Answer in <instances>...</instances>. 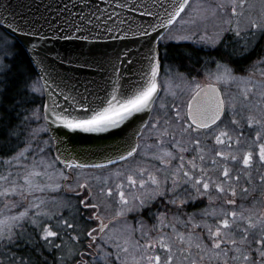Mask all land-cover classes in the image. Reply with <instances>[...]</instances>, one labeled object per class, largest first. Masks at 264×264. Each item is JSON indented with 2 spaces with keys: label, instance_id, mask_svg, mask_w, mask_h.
Wrapping results in <instances>:
<instances>
[{
  "label": "snow or ice",
  "instance_id": "1",
  "mask_svg": "<svg viewBox=\"0 0 264 264\" xmlns=\"http://www.w3.org/2000/svg\"><path fill=\"white\" fill-rule=\"evenodd\" d=\"M84 7L59 23L0 13V30L21 34L0 43V264H264V0L259 14L249 0L194 9L191 0H88ZM124 9L160 22L137 24ZM187 9L193 24L219 21L211 36L196 40L215 48L219 59L193 68L203 81L177 74L178 91L167 71L161 75L157 48L149 46L137 61L128 51L123 59L90 53L92 62L82 63H107L116 79L100 105H86L87 96L66 95V78L53 75L67 56L21 43L24 35L46 40L45 27L66 41L73 33L88 41L161 28L170 30L161 40H189L171 32ZM125 65L137 77L126 89ZM57 93L84 114L70 111ZM137 114H150L138 137L114 154L102 152L103 162L60 147L71 134L105 133ZM130 213L135 224L127 222Z\"/></svg>",
  "mask_w": 264,
  "mask_h": 264
},
{
  "label": "water",
  "instance_id": "2",
  "mask_svg": "<svg viewBox=\"0 0 264 264\" xmlns=\"http://www.w3.org/2000/svg\"><path fill=\"white\" fill-rule=\"evenodd\" d=\"M151 3L152 0H147ZM161 2L167 5L168 0H161ZM77 3V0H0V13L8 15L11 13L19 18L24 16L29 19L39 20L41 18H47L56 23H59L65 17L72 19V17L81 11L87 12L88 9L84 7L88 3V0H81V3L77 7H73ZM108 3H112V0H108ZM67 4L68 9L65 10L63 5ZM101 7H107L106 4H101ZM6 7V10H5ZM158 8V5H157ZM157 8L151 9L153 12L157 11ZM117 11H121L117 9ZM71 13V15H70ZM122 15L126 16L129 20H135L137 24H147L151 22L159 23L158 16H145L141 14V10L135 12H129L124 9ZM164 12L162 9L159 10V16H163ZM103 31L102 29L100 30ZM169 29L161 28L159 32H150L148 36L133 35L131 32L123 39H109L105 36L103 39L89 38L88 41L83 39H75L79 33H73L72 40L58 39L57 35H53L50 28L45 27L43 33H47V39L44 41L40 40L39 36L24 35L21 39V43L25 41H31V43L40 45L43 49L49 51L50 55L54 56L56 53H60L61 56H67L68 59L64 60L63 63L56 64L55 68L52 69L53 75L56 73L60 74V77L66 78L67 86L62 85L64 93L67 95H75L77 99H80L78 93H83L88 97V100L83 101L86 105L90 100L93 106L101 104V101L111 92V84L116 79L112 76L111 66L107 63L103 67L99 65H93L91 67L84 65L82 62L85 59L91 63L90 53L97 55L102 53H108L115 59V53H121V59H123L122 53L128 51L131 54V59L137 61L142 58L144 54L148 52L149 46L157 48L160 51L161 36H165ZM86 34V33H84ZM124 36V33H117ZM17 33L16 36H10L13 39L20 36ZM31 46L29 45V48ZM85 54V55H81ZM71 61V63L69 62ZM126 65L121 67L123 72V78L120 80L122 88H128L130 82L137 79L133 73L126 71ZM140 67L139 64L136 65ZM88 86V90L85 91L83 85ZM57 98L60 102L70 111H75L77 114L83 115V111L79 109L72 100L65 101L62 97ZM150 114H137L130 121L126 122L118 129H111L105 133H83L71 134L72 140L67 142L66 145L60 147H67L69 152H88L89 156L86 157L90 161L103 162L102 152H108L114 154L117 148H123L125 145L133 142L134 138L138 137L139 133L137 129L141 128L142 123L149 121ZM143 117V120H141ZM67 131V130H65ZM56 135V133H52ZM63 140L68 141V137H62ZM56 142L54 141V144ZM95 153V155H92Z\"/></svg>",
  "mask_w": 264,
  "mask_h": 264
},
{
  "label": "rangeland",
  "instance_id": "3",
  "mask_svg": "<svg viewBox=\"0 0 264 264\" xmlns=\"http://www.w3.org/2000/svg\"><path fill=\"white\" fill-rule=\"evenodd\" d=\"M215 0H191V5L192 8H197L200 5H203L204 7H207L209 4L214 3ZM250 3L255 4V8L253 10L254 14H259L260 11V0H249ZM186 12L188 13L187 15L182 14V16L184 17L183 21L179 22L177 25L173 26L171 29L172 34H180L183 33L185 35H190L193 38L189 39V40H169L167 38L161 40L162 43H164L165 45H169L171 43H176V44H182V43H191V44H195L198 47L201 48H205L206 50H212L213 47L211 45L208 44H199L196 43V40H198L201 36L205 35V33H207L209 36H211L215 30H216V25L219 23L218 20L216 19H212L209 18L207 20H196V23H191V21L195 18L192 10L191 9H187ZM242 26H243V22H242ZM170 31V30H169ZM168 31V33H169ZM168 33L165 35V37H167ZM0 37H3V40H0V43L3 42H8V43H12V39H9V37L7 36V34L5 35L4 32L2 30H0ZM213 67L210 66V68H212L214 70V64H212ZM167 71V77L171 78L172 81V85L173 88L176 89L177 91L183 86L181 84V80L179 78V75H183L184 77H187L185 74H182L177 68L175 67H170V66H166L165 68L162 69L161 71V75L163 78H167L165 77V72ZM195 73V72H194ZM179 74V75H177ZM188 79H198L203 81L204 76L203 75H199L197 76L195 74L194 78H189ZM163 86V85H162ZM42 123V121L37 122V124ZM37 126V125H34ZM45 135V134H44ZM42 136L45 137V136ZM63 195V193L61 194ZM131 214H135V213H130ZM128 222V221H127ZM131 224V223H129Z\"/></svg>",
  "mask_w": 264,
  "mask_h": 264
},
{
  "label": "trees",
  "instance_id": "4",
  "mask_svg": "<svg viewBox=\"0 0 264 264\" xmlns=\"http://www.w3.org/2000/svg\"><path fill=\"white\" fill-rule=\"evenodd\" d=\"M6 35V33L4 32ZM9 39H12L14 42L15 39L7 35ZM160 53L162 54V69L166 66L175 67L177 68L182 74H185L189 78H194L195 73L192 72L193 68L200 69L203 65V62L206 60H209V57H216L219 59L217 50L213 48L211 51L206 50L205 48L198 47L194 43H182V44H176L171 43L169 45H165L160 42ZM166 54V55H164ZM222 62V61H221ZM213 67L211 63H209V68ZM162 71V70H161ZM189 72H192V75L189 76ZM253 196H257L259 198L258 192H253ZM251 198V197H250ZM207 202L201 207H206ZM261 205H258L260 207ZM196 209H188V211H194ZM136 215L132 216V219L135 220ZM149 225L152 224V221L147 219V217L144 218Z\"/></svg>",
  "mask_w": 264,
  "mask_h": 264
},
{
  "label": "flooded vegetation",
  "instance_id": "5",
  "mask_svg": "<svg viewBox=\"0 0 264 264\" xmlns=\"http://www.w3.org/2000/svg\"><path fill=\"white\" fill-rule=\"evenodd\" d=\"M45 137H43V139H48V135L47 134H45L44 135ZM149 142H151V141H149ZM53 143H54V141H53ZM53 152H55V148L53 149ZM64 195V194H63ZM68 196H71V193H69V194H67ZM66 214V213H65ZM112 213L111 212H109L108 213V215H111ZM132 216H135V214H131V215H129L128 216V218H127V221H128V223H131V224H135L136 223V218H135V220H133L132 219ZM150 220V219H149ZM148 225H149V223H147Z\"/></svg>",
  "mask_w": 264,
  "mask_h": 264
}]
</instances>
